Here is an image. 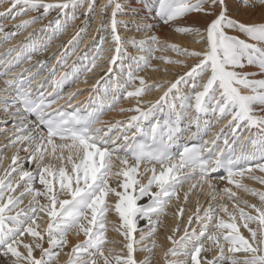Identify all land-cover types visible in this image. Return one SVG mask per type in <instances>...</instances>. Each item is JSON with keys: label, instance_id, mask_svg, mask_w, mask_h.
I'll list each match as a JSON object with an SVG mask.
<instances>
[{"label": "snow or ice", "instance_id": "snow-or-ice-1", "mask_svg": "<svg viewBox=\"0 0 264 264\" xmlns=\"http://www.w3.org/2000/svg\"><path fill=\"white\" fill-rule=\"evenodd\" d=\"M3 3L10 6L0 16L13 15L20 8L13 19L29 11L43 10L40 15L22 21L18 28L37 23L56 11V19L44 29L52 33L48 42L66 30L70 21L78 19V8L86 6L83 15L87 17L96 6V0H0ZM144 7L149 12L154 10L155 18L169 26L191 13L207 17L203 28H174L176 33L196 37L194 42L201 44L202 50H188L176 44L163 46L195 63L188 67L182 60L159 57L188 70L170 82L155 102L145 104L140 97L160 85H149L137 74L148 68L152 54L161 50L159 39L155 34L143 39L122 38L119 27L123 23L126 28L127 23L118 19L125 14V5L120 0H107L100 7L101 16L111 8L107 27L113 45L109 49L113 55L108 60L103 100L90 96L91 102L83 109L77 106L68 112L64 108L53 109L56 101H47L43 92L33 94L30 80L35 77L30 69L24 68L3 81L0 110L14 118L10 145L17 151L0 174V264H53L59 255L55 250L67 246L70 232L82 234L83 240L66 253V264H151L153 249L159 247L155 233L161 217L167 215L173 200L180 201L182 186L193 180L195 183L189 184L188 191L183 193L184 202L193 188L199 185L203 191L206 185L208 206L197 205L178 239L175 234L179 224L172 230L167 237L171 247L163 253L164 264H224L225 260L230 264H264V191L243 182L248 179L264 185V176L254 174L264 173V0H252L247 5L261 10V19L251 23L229 14V0H151ZM153 27L143 20L135 25L137 32L151 31ZM103 28L101 22L97 31ZM10 35L14 33H6L4 39ZM74 40L75 36L69 44ZM105 42L102 36L92 66H85L84 70L90 72L98 67L95 61L104 51ZM44 46L23 45L25 51L17 53L15 63H20L25 53L39 52ZM128 47L139 55H130ZM15 50V47L8 49ZM28 59L31 60L30 54ZM117 63L119 75H111ZM12 66V61L5 65ZM38 66L44 67L45 62H38ZM0 76H8V72ZM72 76L78 79L74 66ZM68 79L66 72L60 81L53 83L63 84ZM99 84L97 81L93 85L94 91ZM130 87L133 90L129 91ZM78 94H68V106ZM121 97L135 98L133 107L120 109L134 114L125 121L101 120L104 112L112 110ZM30 116L35 119L30 120ZM213 120L216 123L227 120L231 138L224 136L222 146L217 141L223 129L214 132L213 138L203 144L188 147L185 143L182 150L171 151L174 145H180L185 133L187 139L206 134ZM104 124L108 125L106 129L98 126ZM114 129L119 130L116 136L110 135ZM238 129L241 134H237ZM244 131L248 134L241 138ZM21 150L24 157L19 156ZM121 152L123 156H116L120 170L113 172V157ZM25 164L29 167L25 168ZM221 169L224 174L216 175ZM112 177L122 178L118 181L119 191L110 185ZM214 179L226 181V186L218 190ZM240 191L257 198L259 205L241 200ZM110 196L115 197L114 203L109 201ZM225 197L233 201L231 211L226 204H216ZM183 210L176 215L181 216ZM110 212L119 218V225L111 230L122 241L110 240L106 235L110 230ZM44 218L47 226L41 230L37 221ZM140 221L146 222V230L138 227ZM193 222L197 227H192ZM241 227L247 236L242 234ZM26 235L31 237L28 242L22 239ZM108 244H119V249L106 248ZM225 249L229 254L242 253L243 259L226 256ZM214 250L216 255L211 256ZM37 251L39 256L34 255ZM137 252L146 255L138 260Z\"/></svg>", "mask_w": 264, "mask_h": 264}, {"label": "rangeland", "instance_id": "rangeland-1", "mask_svg": "<svg viewBox=\"0 0 264 264\" xmlns=\"http://www.w3.org/2000/svg\"><path fill=\"white\" fill-rule=\"evenodd\" d=\"M48 1L49 0H47V2ZM106 2L107 1H104V3H106ZM120 3L125 5V8H124L125 14L118 16V19L127 23L126 28L124 27L123 23L119 27V32H120L121 37L127 39V38H131V36H132V37H135L136 39H143L147 36H151L152 34L149 31H141V32L136 31L135 25L138 23H141L142 20H140L139 16L136 14V12L131 10L123 0H120ZM100 4H101V0H96L95 9L91 14L88 15L87 20L82 21L81 23L78 22L76 25H75L74 21H70L66 30H64L61 34L54 36L50 42H48V38H49V36L52 35L51 30H44L45 29L44 25L39 24V22L34 23V24H32L28 27H25V28H18L17 27L19 24H21L22 21L28 20L34 16H37L36 14L42 13L43 10H41L40 12L29 11L25 15H20L18 17L16 16L15 19H13L14 13L20 11V8H16L13 12V15L0 16V28L1 27H8L11 29L13 28V30H14V36L10 35L12 37H10L7 40L4 39L3 34L0 35V53H2V54L4 53L3 55L0 54V61H3L4 59H6V56L8 53L10 54V59L13 58V56L16 55L17 53H23L25 51L23 48V45H25V44H27L29 46L34 44V43L37 44L38 46L41 44H44L46 46L42 47L39 52L40 53L44 52L45 55L47 54V57H46L47 58V67H49L47 69V71H49V73L51 72L50 74H48L47 78L53 77L54 80H58V73L61 72L59 74L60 79H61V76L64 72L65 73L70 72L69 79L66 80L63 84H60V86L62 85L61 89L64 92L71 91V93H73V92L79 93V94L81 93V95H82L81 98H83V100L88 99L90 96L93 99L99 97L103 100V90L102 89H103V86L106 84L108 79H106V78L102 79V77H99V78H97V80H95L93 78L94 81L92 82V79L90 76L96 72L99 73V72H104V71L107 75V69H108V66H107L108 61L107 60H109V58L113 55V51H112V53H111V51H109L110 48H113V45L110 42V33H109V30L107 27L108 21L111 18V8H108L106 10V12L103 14V16H101L102 18L99 19V21L97 22V26L95 25V23H96L95 21H97L96 20L97 19L96 16L98 14L97 12H100V9H99ZM9 6L10 5L7 3L0 4V12H5V10ZM85 8H86V6H85ZM85 8H78L76 10V15H78L79 13L80 14L84 13ZM68 11L70 12L71 10L69 9ZM53 12L56 13V16H54L56 19L58 13L56 11H51L49 13L50 16L48 15V17L45 18L47 21H50L51 19H53V17H51V15L54 14ZM101 22H103L104 28L101 31H97ZM46 31H48V32H46ZM7 33L13 34V33H10L9 31ZM77 33H79L80 36L79 35L77 36ZM92 33H94V35H92ZM74 36L76 37V40H74L71 44H69V41L72 40V38ZM102 36L105 38L106 42L103 45L104 51L101 53V56L95 61V63L98 65V67L93 68V70L90 72L86 71V70H84L85 66H88V67L92 66L91 61H92V58L94 56H96V49L100 45V38ZM14 39H16V40H14ZM158 39L160 42L161 50H157L152 54L153 58H151L149 61L150 66L143 70L144 72L146 71V73H142L143 71H140L137 74L138 76L144 77L146 83L149 85H151V84L160 85L159 88H153L151 91L145 93L144 95H142V97H140L141 100L145 104L149 103L148 101H150V100L147 101V97H149L150 95H153L154 93L156 94L157 92L166 91V89L168 87H166V86L162 87V86L163 85L169 86L170 82L176 80V78L174 80H169L166 78V76H164L165 77L164 78L162 76V74L167 75L166 74L167 72L169 74V73H172L173 71L176 70L178 72V74L181 75V74H183L184 71L188 70L187 67H184V66L179 65V64L166 63L164 59H159V57H163V58H166L169 60H182V61H184L185 65H188V67H190L193 63H195V60H193L191 58L179 56L174 51H172L170 48L163 47L164 45L176 44V45L180 46L181 48H187L188 50H201V49H198L196 47L190 48L185 44L181 45L179 43H174L173 41H170V40H165V39H160V38H158ZM58 40H61L62 42L60 44H58L57 46H55V49L53 48L52 50H49V52H48L47 50L50 49L52 44H54ZM5 46H6V48H5ZM60 46H61V48H60ZM13 47H15L16 50L9 52L8 48L11 49ZM153 47H156V46H153ZM72 48H75V50H72ZM3 50H4V52H3ZM127 50H129L128 53L130 55H133V56L139 55V53L131 47H128ZM5 52H8V53L6 54ZM50 52H52V53H50ZM69 52H72V53L69 54ZM30 53L31 52L29 51L23 55V58L21 59V62L18 63L17 68H20L22 65H23V67H26V68H30L32 66V64L34 62L30 61L28 59V55ZM66 53L69 54V56H68L67 60H64L63 56ZM108 56H109V58H108ZM31 57H32V55H31ZM70 59H72V60H70ZM88 59L91 60V61H89L90 63L88 62ZM26 61H27V65L24 66ZM3 66H4V63H2V64L0 63V73H3V70H2ZM73 66L77 69L78 79L74 78L72 76V71H73L72 67ZM14 67H16V66H12V68H14ZM53 71L55 72V75L52 74ZM12 72H13V69L9 71L10 74ZM160 73H162V74H160ZM111 75H115V76L119 75V63H117V65L115 66L114 74H111ZM9 76L10 75L0 76V82H2L5 79L10 78ZM107 77H108V75H107ZM60 79H59V81H60ZM81 80H84L83 82H91V84L90 83H87V84L82 83L81 85H78V84H80L79 82H81ZM97 81H100L101 85L99 84L98 90L94 91L93 85L96 84ZM102 82H103V84H102ZM138 84H139V82L137 81V86H138ZM77 85H78V90L74 88ZM128 90L131 91L133 89L130 87ZM82 92H85L86 94L82 93ZM79 94H78V96H79ZM0 98H1V96H0ZM108 99L111 100V92L109 93ZM130 101H131L130 98L124 99L123 97H121L119 103L116 104L112 110L105 111L104 115H102L101 119L103 118V120L105 122H108V123H114L116 121L127 120L128 117L133 115L134 113L129 112V111L121 112L120 109H122V108L128 109V108L133 107L136 104V101H131V102ZM4 113L5 112L0 110V174H3L4 169L7 168L9 164H11V157L13 155V153H11L9 155L6 154V152L8 150V144L10 143V139L12 138L11 136H14V131L12 129L13 126H11L9 131L6 128H8V126L13 124L14 118L12 116H9L7 113H5V114ZM110 113H113V114H110ZM205 119H210V117L209 118L205 117ZM5 121H6V123H5ZM214 123H216V122L213 120L212 121V127L209 130H214ZM103 126L107 127L108 125L104 124ZM114 131H115V129H114ZM238 131H240V130H238ZM11 147H13V146H11ZM21 153H19V156L24 157L25 153L23 152V150H21ZM112 171L118 172V168L113 166ZM254 174L257 176H264V173H260L259 171H256ZM119 179H122V178L121 177L110 178V180H109L110 185L112 187H115V188L118 187ZM243 182L245 184H247L249 187H253V188H256L258 190L264 191V185H260V184L256 183L255 181L245 179ZM248 197H250V198H248ZM108 199L110 202L114 203V197L113 196H110ZM240 199L241 200H247L249 203L259 205L258 199H256L255 197H252L251 195H248L247 198L246 197L245 198L240 197ZM208 201H209L208 197L200 198V203H199V199H198L195 202L196 204L193 203L192 207L189 208L187 211L186 206L189 203V201H187L185 203L184 200H182V202L180 203V202H177L176 200H173L172 205L167 208V215H164L161 217V224L158 226L157 231L155 233V241H156L157 245H159V247L153 249L151 264L155 263V257H154L155 255H158L159 264H164L163 253L169 247H171V244L167 240V237L169 235H172V230L177 226V224H179V231L175 234L176 238L178 239L181 235H183L185 226H182L181 221H183V219L185 218V215L187 214V216H189L190 214L194 213L198 204L201 207H207ZM27 202H28V198H25L24 203L27 204ZM219 202L221 203L220 200L219 201L217 200L216 204L218 205ZM223 202H224L223 204H226L228 206V209L231 211L232 210L231 206H232L233 201H230L227 199V200H224ZM228 203L229 204L231 203L230 204L231 208L229 207ZM180 209H184V210L182 212V215L178 217L176 215V213L178 211H180ZM246 211H251V210L246 209ZM220 215L225 220L228 219V217L225 216L223 213H220ZM41 216H43V214H41ZM172 218L173 219L177 218L176 220H174V223H175L174 225L170 224V220H172ZM108 221L110 222L108 225L110 230L106 234L108 239L115 240V241H122V237L117 232L111 230L113 227H117L119 225L118 216L114 212H110L108 214ZM37 222L41 226L40 227L41 230H43L47 226L46 225V218L38 219ZM145 225H146V223L144 225H142L140 228L146 230ZM192 227H197V225L195 223H193ZM251 227H255V225H251ZM189 230H191V229H189ZM241 232L245 236L248 235L247 231L245 229H243L242 227H241ZM139 235H140L139 232L135 234V236L137 238L139 237ZM162 235H163V238L160 237ZM22 239L25 242H28L31 239V237H28L26 235L25 238L23 237ZM82 240H83V237L80 241H82ZM80 241L79 240L75 241L74 244L72 243L71 245L67 244V246H65L62 250L56 249L55 251L59 250L58 251L59 255L56 258V260L53 261V264H66V261L68 259V256L66 255V253L70 252L71 248ZM145 243L150 244L151 241H146ZM44 247H47L46 243L44 244ZM107 247H116L117 249H119V244H117V245L108 244V245H106V248ZM21 251H23L22 248H21ZM35 253L39 254L38 251ZM135 255H136V258L138 260H140V259L144 258L146 253L137 252ZM210 255L211 256L216 255V251L214 250ZM225 255L226 256L232 255L234 259H243L242 253L229 254V253H227L226 249H225ZM224 263L230 264V262L228 260H225Z\"/></svg>", "mask_w": 264, "mask_h": 264}, {"label": "bare ground", "instance_id": "bare-ground-1", "mask_svg": "<svg viewBox=\"0 0 264 264\" xmlns=\"http://www.w3.org/2000/svg\"><path fill=\"white\" fill-rule=\"evenodd\" d=\"M104 1H107V0H101V4H100V7H101V5L104 3ZM127 5H128V7L131 9V10H133L134 12H136V14L139 16V18H140V20H143L144 22H146V23H148V24H152L154 27L152 28V30L151 31H149L152 35L153 34H155L158 38H160V39H165V40H170V41H173L174 43H179V44H181V45H187L188 47H192V48H194V47H196V48H198V49H201L202 50V45L201 44H198V43H195L194 41H195V39H196V37H194L193 35H188V34H179V33H176L175 31H174V28L175 27H177V26H193V27H200V28H203L204 27V25H205V23H206V21H207V17H205L203 14H199V13H191V14H189L187 17H185V18H183V19H181V20H179V21H177V22H175V23H173L171 26H169V25H165V24H163L161 21H159L157 18H155V13H154V10L153 11H151V12H149V10L147 9V8H145L144 7V4H145V2H148V3H150L151 2V0H123ZM48 2H52V0H49ZM193 2H194V0H193ZM252 2V0H229V14L232 16V17H234L235 19H237V20H240V21H243V22H248V23H251V22H254V21H259L260 19H261V17H260V8L259 7H257L255 10H253V9H251V8H249V7H247V5L249 4V3H251ZM8 4V3H7ZM6 7V6H5ZM100 7H99V9H100ZM42 10V9H41ZM40 10V11H41ZM39 11V12H40ZM54 13V12H53ZM98 14H97V21H95L96 23H95V25L97 26V22L99 21V19H101L102 17H101V14H100V12H97ZM41 13H37L36 15L38 16V15H40ZM33 15V14H32ZM135 15V14H134ZM50 16V15H49ZM54 16H56V13H54V14H52L51 15V17H53V19H51L50 21H54V19H55V17ZM78 19H76V20H74V23H75V25L78 23V22H82V21H85V20H87L88 19V16L87 17H85L84 15H83V13H79L78 15ZM18 17V16H17ZM48 17V16H47ZM95 17V18H96ZM110 18V17H109ZM110 20V19H109ZM50 21H47L45 18L44 19H41V20H39L38 22H39V24H41V25H44V27L46 26V25H48L49 24V22ZM15 22V21H14ZM94 25V24H93ZM0 29H2V31H0V35L1 34H3V36L9 31L10 33H14V30H13V28L11 29V28H8V27H1ZM129 29V28H128ZM45 32V31H44ZM46 32H48V31H46ZM7 34H9V33H7ZM230 34H235V33H230ZM92 35H94V33H92ZM12 36H14V35H12ZM12 36H10V37H12ZM67 36V35H66ZM80 36V35H79ZM135 36V35H134ZM63 37V36H62ZM132 37V36H131ZM241 38H245L246 39V37H243V36H241ZM14 40H16V39H14ZM62 41L61 40H58L57 42H55L54 44H52V46H51V48L50 49H48L47 51L49 52V50H52L53 48L55 49V46H57L58 44H60ZM166 42V41H165ZM8 43V42H7ZM39 43V42H38ZM42 43V42H41ZM98 44V43H97ZM31 46V45H30ZM73 47V46H72ZM5 48H6V46H5ZM59 48V47H58ZM60 48H61V46H60ZM9 49V48H8ZM58 50V49H57ZM61 50V49H60ZM72 50H75V48H72ZM63 51V50H62ZM129 51V50H128ZM3 52H4V50H3ZM61 52V51H60ZM6 54L8 53V52H5ZM50 53H52V52H50ZM70 53H72V52H69V54ZM111 53H112V51H111ZM0 54H2V53H0ZM4 54V53H3ZM2 54V55H3ZM16 54V53H15ZM69 54H65L64 56H63V59L64 60H67V58H68V56H69ZM30 55H32V57H31V60L30 61H33L34 63L32 64V66L30 67V68H27V69H30L31 70V74L34 76V77H36V80H37V83L38 84H46V88H53L54 89V91L53 92H56V89L57 88H60V84H57V85H55L54 83H53V81H59V79H60V73H58V80H54L53 79V77H51V78H47V76H48V74H50L49 73V71H47V69L49 68V67H47V54L45 55V53L43 52V53H40V52H35V53H30ZM49 55V54H48ZM62 56V55H61ZM16 57H17V54L16 55H14L13 56V58H11L10 59V57L8 56V60H7V62L8 61H12L13 62V64H14V66H16V67H14L13 68V71H16V73H18V72H21V70L22 69H24V68H26V67H23V65L20 67V68H17L18 67V64L17 63H15V59H16ZM45 57V58H44ZM108 58H109V56H108ZM70 60H72V59H70ZM40 61H43V62H45V66L44 67H41V66H38V62H40ZM86 61V60H85ZM89 61H91L90 59H88V62ZM108 61V60H107ZM69 62V61H68ZM90 63V62H89ZM62 64V63H61ZM27 65V61H26V63L24 64V66H26ZM79 65V64H78ZM59 66V65H58ZM107 66H108V62H107ZM106 66V67H107ZM188 66V65H187ZM70 68V67H69ZM73 68V67H72ZM184 70V69H183ZM52 71V70H51ZM66 71V70H65ZM58 72V71H57ZM185 72V71H184ZM183 72V73H184ZM65 73V72H64ZM142 73H146V71L144 72H142ZM12 74V73H11ZM69 74H70V72H69ZM89 74V73H88ZM160 74H162V73H160ZM167 75H165V74H162V76L164 77V76H166V78L167 79H169V80H174L175 78L177 79V77H178V72L175 70V71H173L172 73H169L168 74V72L166 73ZM152 75V74H151ZM86 76V75H85ZM91 76V79H92V82L94 81V79L95 80H97V78H99V77H102V78H106V79H108V77H107V75H106V73H105V71L104 72H99V73H94L93 75H90ZM94 78V79H93ZM165 78V77H164ZM85 79V78H84ZM35 80V81H36ZM4 81V80H3ZM3 81L2 82H0V90H2L3 89V87H4V83H3ZM48 81H49V83L51 84L49 87H48ZM84 80H81V82H79L80 84H78V85H81L82 83H85V84H87V83H90L91 84V82H83ZM173 82V81H172ZM105 83V82H104ZM102 84H103V82H102ZM78 85L76 86V87H74L75 89H77L78 90ZM101 85V84H100ZM62 86V85H61ZM164 86H166V87H169L168 85H163L162 87H164ZM101 87V86H100ZM72 88V87H71ZM103 88H104V86H103ZM74 89V90H75ZM51 90V89H50ZM103 90V89H102ZM164 91H161V92H157L156 94L154 93L153 95H150L149 97H147V101L148 100H150V101H148L149 103H153V102H155L156 100H158L159 99V97H160V95H162V93H163ZM67 94H69V93H71V91H67L66 92ZM82 93H85V92H82ZM86 94V93H85ZM67 96L68 95H66V96H63L64 97V99H66L67 98ZM81 93L79 94V96L78 95H76L75 96V98H76V100L77 101H82L83 100V98H81ZM101 97V96H100ZM145 98V97H144ZM89 99V98H88ZM141 99V98H140ZM143 99V98H142ZM130 100L131 101H136L135 100V98H130ZM130 101V102H131ZM11 111V110H10ZM114 112V111H113ZM5 114V113H4ZM110 114H113V113H110ZM104 115V114H103ZM108 115V114H107ZM111 117V116H110ZM4 118V117H3ZM209 118V117H208ZM8 119V118H7ZM16 119H18V118H16ZM101 120H103V118L101 119ZM13 121H14V119H13ZM104 121V120H103ZM215 124H220L218 127H217V129H214V130H211V131H208V133H206V134H203L204 136H206L207 138L208 137H211L212 136V138H213V133L215 132V133H217V130H219V128H221L222 127V129L224 130V131H226L227 133H229L230 131L227 129V127H226V125H227V120H221L220 121V123H215ZM224 125V126H223ZM11 126H13V124L12 125H10V126H8V128H6L8 131H9V129L11 128ZM5 129V130H6ZM12 129H13V127H12ZM193 131L195 130V128H193L192 129ZM239 130V129H238ZM237 130V134H241V130L240 131H238ZM116 132H114V136H116L117 134H118V129H116L115 130ZM244 133V132H243ZM243 133H242V135H243ZM132 135V132H128V136L130 137ZM242 135H241V137H242ZM245 135H247V134H245ZM224 136L225 135H223L221 138H220V141H221V143L223 144V139H224ZM9 137V136H8ZM11 137H13V136H11ZM231 138V137H230ZM11 145H10V143L8 144V150H7V152H6V154L7 155H9V154H11V153H16V151H17V148L16 147H11ZM10 148V149H9ZM19 153H21V151L19 152ZM22 154V153H21ZM65 154H67V153H65ZM124 154L122 153V154H120V153H117L116 155H114V157H113V166L114 167H116V168H118V171L120 170V167H121V165H120V162H119V160L118 159H116V156H123ZM22 156V155H21ZM58 163V162H57ZM130 163H131V161H130ZM25 166V168H28L29 166L27 165V164H25L24 165ZM143 167H144V165H141V171L143 170ZM148 167H152V165H148ZM156 168H157V170H159V165H156ZM150 174V173H149ZM222 175V174H221ZM144 180H145V182H146V180H147V175L144 177ZM247 182V181H246ZM192 182H190V181H188V182H186L183 186H182V188L180 189V203L182 202V200H184V196H183V193L185 192V191H188V188H189V184H191ZM213 183L214 184H216V186H217V189L219 190V189H221V188H223V187H225L226 186V181H221V180H216V179H214L213 180ZM254 184V183H253ZM117 188V190L119 191L120 189H119V187H116ZM233 191H237L234 187H233ZM199 192H201V193H199ZM208 192V188H207V186L205 185V187H204V189H203V191H201L200 190V186L199 185H197V187L196 188H193L192 190H191V192L189 193V196H188V199H187V201H189V203L187 204V211H188V209L189 208H191L192 207V204L193 203H195L198 199H199V203H200V198H206V197H208L207 195H206V193ZM238 195H239V197H243V198H247V194H245V193H243L242 191H240V192H238ZM209 198V197H208ZM248 198H250V197H248ZM257 199V198H256ZM114 200H115V197H114ZM224 200H227V197H225V199ZM223 200V201H224ZM219 201V200H218ZM223 201H221V203H224ZM250 201V200H249ZM252 201V200H251ZM143 202V201H142ZM226 202V201H225ZM198 203V202H197ZM196 204V203H195ZM219 204H220V202H219ZM229 204V203H228ZM231 204V203H230ZM230 204H229V207H230ZM172 205V204H171ZM170 205V206H171ZM169 206V207H170ZM232 207V206H231ZM230 207V208H231ZM172 210V209H171ZM230 211V210H229ZM175 216V215H174ZM175 218V217H174ZM187 218H188V216H187V214L185 215V218L183 219V221H181L182 222V226H185V224L187 223ZM177 219V218H176ZM176 219H173L172 218V220H170V224H175L174 223V220H176ZM146 222L145 221H140L139 222V224H138V227L140 228L142 225H144ZM194 223V222H193ZM41 227V226H40ZM160 235V234H159ZM158 235V236H159ZM157 236V237H158ZM82 237H83V235L81 234V235H79V236H77L74 232H70L69 234H68V236H67V240H68V244L69 245H71L72 243L74 244V242L75 241H80L81 239H82ZM161 238H163V235L162 236H160ZM25 238V237H24ZM159 238V237H158ZM161 243V242H160ZM61 250V249H60ZM59 251V250H58ZM34 255H36V256H39V254H37V253H34ZM155 257V263L154 264H159V261H158V255H155L154 256ZM225 264V263H224Z\"/></svg>", "mask_w": 264, "mask_h": 264}]
</instances>
